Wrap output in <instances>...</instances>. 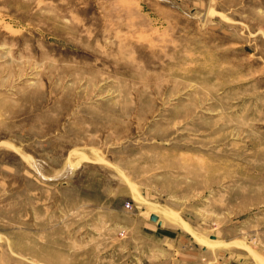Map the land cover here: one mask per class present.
Segmentation results:
<instances>
[{
    "label": "rangeland",
    "instance_id": "obj_1",
    "mask_svg": "<svg viewBox=\"0 0 264 264\" xmlns=\"http://www.w3.org/2000/svg\"><path fill=\"white\" fill-rule=\"evenodd\" d=\"M0 264H264V0H0Z\"/></svg>",
    "mask_w": 264,
    "mask_h": 264
},
{
    "label": "water",
    "instance_id": "obj_2",
    "mask_svg": "<svg viewBox=\"0 0 264 264\" xmlns=\"http://www.w3.org/2000/svg\"><path fill=\"white\" fill-rule=\"evenodd\" d=\"M150 221L158 223V225H160V221H158V217L156 215H150Z\"/></svg>",
    "mask_w": 264,
    "mask_h": 264
},
{
    "label": "bare ground",
    "instance_id": "obj_3",
    "mask_svg": "<svg viewBox=\"0 0 264 264\" xmlns=\"http://www.w3.org/2000/svg\"><path fill=\"white\" fill-rule=\"evenodd\" d=\"M212 243H216L215 241H212Z\"/></svg>",
    "mask_w": 264,
    "mask_h": 264
}]
</instances>
